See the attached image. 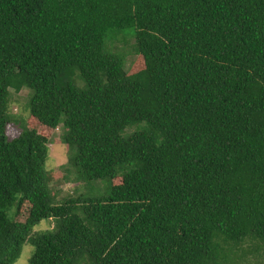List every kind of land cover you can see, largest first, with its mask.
Instances as JSON below:
<instances>
[{
    "label": "trees",
    "instance_id": "1",
    "mask_svg": "<svg viewBox=\"0 0 264 264\" xmlns=\"http://www.w3.org/2000/svg\"><path fill=\"white\" fill-rule=\"evenodd\" d=\"M24 88L38 128L13 134ZM60 125L74 180L105 193L52 183ZM26 244L29 264L264 255V0H0V264Z\"/></svg>",
    "mask_w": 264,
    "mask_h": 264
},
{
    "label": "rangeland",
    "instance_id": "2",
    "mask_svg": "<svg viewBox=\"0 0 264 264\" xmlns=\"http://www.w3.org/2000/svg\"><path fill=\"white\" fill-rule=\"evenodd\" d=\"M112 48L124 50V52L127 54V68L130 69L134 64L140 63L139 55L137 54L135 49L134 39H132L131 37L125 38L123 36H120L119 40L114 42ZM28 97L29 89L27 88H24L18 93H13L12 95L11 110L13 114H15L20 120V123H16L15 125H12L10 127V130L13 134H15L16 132L19 133L21 130L20 127L22 125H32L33 127L38 128L28 109ZM134 129V127L128 128L127 131H131ZM44 133H46L50 137V151L49 157L46 162V167L56 177L57 180L53 181L52 183H58L57 189L62 190L61 195H64L66 193L73 194L76 189L79 192L84 191L85 189H88L89 186L92 187V184L95 190L100 194L105 193L107 189H109L110 182L108 178L99 179L96 182L93 181L92 184L87 182H76V180H74L76 174L75 172L69 171L67 166L70 165L69 156L73 153H77L78 150L74 145L63 142L62 125L55 129H48L44 131ZM66 174H68L72 179L71 181L66 182L63 179V175ZM28 214L29 205L25 204L21 209V213L18 216V219L24 221L27 218ZM45 222L46 221L44 220L40 224H44ZM43 226L44 228H47L50 225L45 223ZM249 245L250 244L245 243L244 248L249 250ZM32 252V246L26 244L23 248L21 257L18 259L16 264H29V258L32 255ZM240 254H242V250H239L237 253L236 264H264V255L260 254V256L257 258L256 254L248 252L246 258H242L239 256ZM262 254H264V249L262 251Z\"/></svg>",
    "mask_w": 264,
    "mask_h": 264
}]
</instances>
